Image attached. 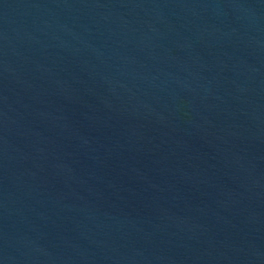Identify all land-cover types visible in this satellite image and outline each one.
Wrapping results in <instances>:
<instances>
[{
  "label": "water",
  "instance_id": "1",
  "mask_svg": "<svg viewBox=\"0 0 264 264\" xmlns=\"http://www.w3.org/2000/svg\"><path fill=\"white\" fill-rule=\"evenodd\" d=\"M0 264H264V0H0Z\"/></svg>",
  "mask_w": 264,
  "mask_h": 264
}]
</instances>
